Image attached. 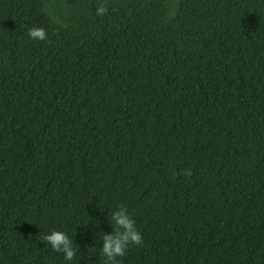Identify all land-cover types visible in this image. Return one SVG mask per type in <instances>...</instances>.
I'll list each match as a JSON object with an SVG mask.
<instances>
[{"label":"trees","instance_id":"trees-1","mask_svg":"<svg viewBox=\"0 0 264 264\" xmlns=\"http://www.w3.org/2000/svg\"><path fill=\"white\" fill-rule=\"evenodd\" d=\"M119 205V264H264V0H0V264H105Z\"/></svg>","mask_w":264,"mask_h":264},{"label":"clouds","instance_id":"clouds-1","mask_svg":"<svg viewBox=\"0 0 264 264\" xmlns=\"http://www.w3.org/2000/svg\"><path fill=\"white\" fill-rule=\"evenodd\" d=\"M107 7L98 2L96 15L102 17L107 14ZM29 39L38 42L49 40L48 32L44 28L32 27L27 33ZM182 175L185 173H181ZM186 174L190 175V171ZM113 222L112 234H103L101 254L105 257V264H119L118 258L126 254L129 246L140 247L143 244L141 231L136 227V221L129 214L124 205H119L111 216ZM57 253H62L65 260L71 261L76 256L73 241L63 231H51L40 237Z\"/></svg>","mask_w":264,"mask_h":264}]
</instances>
